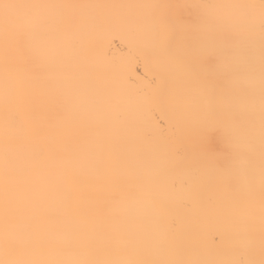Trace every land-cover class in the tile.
Segmentation results:
<instances>
[{"label":"snow or ice","instance_id":"1","mask_svg":"<svg viewBox=\"0 0 264 264\" xmlns=\"http://www.w3.org/2000/svg\"><path fill=\"white\" fill-rule=\"evenodd\" d=\"M143 9L52 19L38 9ZM198 10L190 37L171 13ZM58 34L63 67L40 84L14 62L40 55L46 28ZM119 27L152 72L139 94L140 118L99 35ZM0 264H264V0L194 4H34L0 0ZM131 49L129 55H131ZM59 92L73 119L50 122ZM23 130L22 137L13 133ZM207 129L228 151L208 165L186 146ZM163 141L142 155L135 141ZM15 141V142H13ZM96 168L94 176L87 168ZM119 198L111 200L105 188ZM59 193L63 209L54 208ZM147 210V215L132 210ZM216 217L215 258H191L196 214Z\"/></svg>","mask_w":264,"mask_h":264},{"label":"bare ground","instance_id":"2","mask_svg":"<svg viewBox=\"0 0 264 264\" xmlns=\"http://www.w3.org/2000/svg\"><path fill=\"white\" fill-rule=\"evenodd\" d=\"M23 3L34 4H140L154 2H168L177 4H194L201 0H20ZM207 3H232L238 0H204ZM38 15L46 16L52 19L61 16L79 14L83 12L87 15H108L119 11L122 15L142 14L147 10L143 9H38L35 10ZM172 20L178 32H184L190 37L192 36L198 20V10L190 8L175 9L171 13ZM132 37L124 29L112 27L104 30L99 35V42L102 49L107 53L108 59L118 65L123 77V95L127 102L133 105V118L139 120V94L146 93L150 89L148 81L152 79V72L145 66L143 55L136 53L132 48ZM34 47L40 52V55L33 59H27L26 55H16L13 62L29 76L37 77L36 86L51 81L57 77L63 67V55L58 48V34L52 27H48L42 35L34 42ZM131 49L132 54L129 55ZM3 41L0 37V93L3 87V63H2ZM2 101V95H0ZM66 103L65 97L56 92L51 99H47L45 112L50 122L56 123L58 118L72 120V109L70 105H66L67 110L61 111L59 105ZM23 130L17 129L14 137H22ZM15 142V141H13ZM133 151L142 155L163 154L165 146L159 138L155 139L152 144H143L135 141L129 146ZM3 138L0 134V155L3 153ZM186 151L189 156L195 155L200 160L208 165H213L222 162L227 154L228 148L223 136L213 130L207 129L199 133L193 142L186 146ZM96 168L90 165L87 168V175L94 176ZM104 192L107 198L111 200L118 199V194L105 188ZM54 208L57 212L63 209L62 196L57 193L54 200ZM133 214L147 215V210L136 209L132 210ZM221 224L219 220L211 215L196 214V221L193 224L189 222L185 226L184 237L189 239L194 235V246L185 249L186 253L191 258H215L219 253L216 248V233L220 230Z\"/></svg>","mask_w":264,"mask_h":264}]
</instances>
